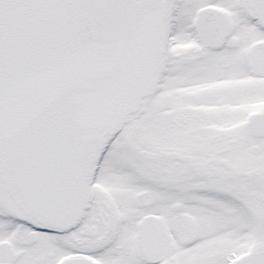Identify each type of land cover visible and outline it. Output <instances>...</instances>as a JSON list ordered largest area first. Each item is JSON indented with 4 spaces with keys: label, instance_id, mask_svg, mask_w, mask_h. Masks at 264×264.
<instances>
[{
    "label": "snow or ice",
    "instance_id": "1",
    "mask_svg": "<svg viewBox=\"0 0 264 264\" xmlns=\"http://www.w3.org/2000/svg\"><path fill=\"white\" fill-rule=\"evenodd\" d=\"M0 264H264V0H0Z\"/></svg>",
    "mask_w": 264,
    "mask_h": 264
}]
</instances>
